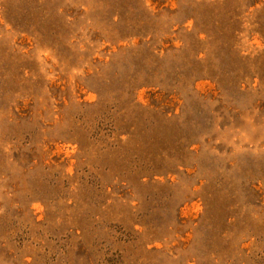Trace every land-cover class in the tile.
I'll return each mask as SVG.
<instances>
[{
  "label": "rangeland",
  "instance_id": "1",
  "mask_svg": "<svg viewBox=\"0 0 264 264\" xmlns=\"http://www.w3.org/2000/svg\"><path fill=\"white\" fill-rule=\"evenodd\" d=\"M0 264H264V0H0Z\"/></svg>",
  "mask_w": 264,
  "mask_h": 264
}]
</instances>
